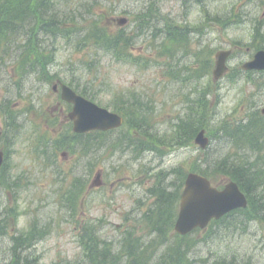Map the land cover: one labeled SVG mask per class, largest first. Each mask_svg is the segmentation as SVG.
<instances>
[{
    "label": "rangeland",
    "instance_id": "1",
    "mask_svg": "<svg viewBox=\"0 0 264 264\" xmlns=\"http://www.w3.org/2000/svg\"><path fill=\"white\" fill-rule=\"evenodd\" d=\"M86 1L90 4L94 2ZM98 2L94 18L110 34L127 28L128 35L135 36L136 27L140 26L141 20L153 18L150 22L154 27L153 33L158 28L161 31L152 36V28H147V35L137 39L136 43L135 54L144 53L147 56V69H140L136 63L117 62L110 53L105 55L103 51H99L97 55L95 47L90 44L77 51L80 43L77 44L74 40V43L69 42L65 38L52 40V33L49 32V36H45L49 39L45 43L48 46L45 51L51 52L49 57H53L51 74L54 76L57 73L55 80L63 77L71 81L76 79L82 86L88 83L90 90L97 94L102 104H108L111 99L116 101L118 94H139L151 115L147 130L155 135L156 141L144 133L146 129L140 130L142 126L132 134L139 132L147 145H153V150L149 153L146 150L138 158L135 149L125 148L119 151L114 147L107 150L103 143L102 148L99 147L96 151L99 152L98 156L92 157L100 159L99 166L95 168L89 186L80 198L82 207L71 213L65 206L61 187L69 185L75 174L85 175L82 165L79 167V154H58V165L67 170L59 175L60 169L40 164L32 152V145L20 138L12 152L8 168L12 175L19 177L22 187L15 192L1 193L4 194L3 203L17 206L15 211L20 212L9 215L8 225L0 233V264H9L12 260L9 245L12 244L14 234L27 230L32 224L46 234L32 248L33 261L38 259L42 264H78L85 257L84 250L95 244L89 232L85 233L87 225H94L97 235L102 239L117 242L122 239V231L128 227L135 230L131 234L133 239L144 234L138 215L147 203H152L148 199V190L165 179L168 182L177 181L178 174L172 173L173 169L181 167L184 170L199 165L213 176L211 179L214 185H224L227 183V170H221L216 163L229 159L241 164L244 160L243 153H251L252 159L264 156V147L259 152H243L232 139L230 141L222 135L218 137L219 129L225 125L234 126L257 112L258 115H264V72L247 74L242 72L241 67L253 53V49L247 47L254 40L251 36L253 29H260L261 36L258 35L256 40L264 47V0H205L203 3L196 0H186L185 3L184 0ZM233 2L237 3L235 9L240 12L239 18H234L237 23L226 26L208 17L209 11L213 15ZM124 18L125 25H120L119 22ZM82 26L87 25L83 23ZM171 29L176 31L169 33L168 30ZM179 30H186V36H180ZM247 33L249 37L243 39ZM222 49H232L234 57L229 61V75L218 81L213 79L211 71L215 68L213 64L216 53ZM97 56L101 59H95ZM26 58L24 52L23 59ZM1 66L6 73L0 74V101L12 104L8 98L17 95L15 100H18L17 88L9 84L8 63H1ZM10 71L13 72L12 69ZM199 74L206 75L200 77ZM238 74L244 77L236 83L234 78ZM11 79L19 81L20 74L12 73ZM37 81L41 83L39 87L25 80L27 88L32 86L41 90L43 86H49L50 92L40 97V91H36L39 98L36 104L29 100V96H23L25 101L20 104L22 111H29L25 120V128L29 131L38 121V115L32 111L34 106L39 111H53L56 107L50 84L44 79ZM19 85L24 89L23 84ZM215 90L220 96L210 94L206 97L208 100L203 113L208 127L206 134L213 137L211 144L202 147L194 142L191 146L174 149L176 140L172 136L176 131L173 127L178 117L186 114L189 96L196 95L199 99ZM5 109L6 105H1L0 129L5 125ZM41 116L50 125L51 131L60 128V123L61 131H64L68 124L65 117L62 121L47 113ZM142 124L144 123L140 120V125ZM132 126L128 128H134ZM151 126L153 128L149 129ZM125 132V128L113 132V140L124 137ZM141 148H144L143 144L140 145ZM62 162H65L64 165ZM234 163L230 164L235 165ZM74 167V172H69ZM97 171L101 172L99 184H95ZM255 226L256 231L252 229L240 233L235 232L237 228L233 222H225L214 229L209 226L194 233L188 240L198 239V264H220V260L229 259L233 255H236L233 261L238 264L245 263L246 258L256 260L257 264H264V220L258 221ZM210 230L212 231L209 233ZM171 236L173 240L176 238L174 233ZM164 250L160 249L159 253Z\"/></svg>",
    "mask_w": 264,
    "mask_h": 264
},
{
    "label": "trees",
    "instance_id": "2",
    "mask_svg": "<svg viewBox=\"0 0 264 264\" xmlns=\"http://www.w3.org/2000/svg\"><path fill=\"white\" fill-rule=\"evenodd\" d=\"M80 2V0H75ZM70 0H0V37L3 36V39L0 40V51L7 55L17 52L20 49H29L30 54H34L37 59H33L34 64L49 62V55L47 54L46 47L44 44L49 40L45 36H49V32L52 33V40H58V38H65L67 41L73 40V35H82L79 31L74 32L76 28L72 27L69 29L68 24H75V20L78 12L84 11L82 16H88L90 13V7L84 9L83 7L74 5H67ZM65 6L71 9L72 13L69 11L66 12ZM75 12V13H74ZM220 16H216L217 19H220ZM226 15L225 17H228ZM146 19V18H144ZM142 19L140 26L136 27L135 36L128 35L126 29L124 28L119 32L110 34L109 30L101 24L97 19H93L88 22V19L84 18V22L90 24L87 27V33L82 37L77 39V44L80 45L77 48V51H80L87 44L93 45L97 50H102L104 53H110L111 56L117 62H127L134 64L142 69H147V56L144 53L135 54L136 52V40L147 34V28H152L150 31L152 36L157 35L161 29L158 28L156 32L153 33V25H149V21ZM83 20V19H82ZM81 27L77 26V29ZM86 28V27H84ZM82 31V30H81ZM176 31V29L168 30ZM257 31H259L257 29ZM179 35L182 37L186 36V31L179 30ZM258 35V32L256 33ZM42 36V39L40 38ZM188 41V40H187ZM97 54V51H95ZM143 52V51H141ZM1 57V54H0ZM96 58V57H95ZM135 65V64H134ZM208 72V70H206ZM179 76V75H178ZM69 84L76 86L73 81H69ZM76 89V88H75ZM77 90L90 99H96V95L91 94L90 91L86 89ZM122 103H116V101L111 100L109 104L114 107L115 110L122 112L127 116L128 123L133 125L136 130L146 129L147 123H150V118H148L147 107H144V101L137 93H131L127 97H120ZM189 102H192L197 105L188 103L186 105V114L178 117L176 125L173 127L176 131L173 139L176 140V145L179 147H187L189 144L193 143L194 138L197 133L202 129L206 128L207 125L204 121L203 113L205 111V106L207 100H205V95L198 100L190 99ZM120 107L121 105H123ZM120 108H119V107ZM153 110V108H152ZM154 112V110H153ZM140 120L144 123L140 125ZM254 125L259 126L258 129H255ZM155 126V125H153ZM149 128H153L152 126ZM219 132H223L224 135L232 137L237 143H245L248 141V144H244L248 147H254L258 142V137H262L263 141L261 146H264V119L262 118L257 124H253L251 121L242 120L235 127L225 125L219 129ZM111 133V132H109ZM90 138H97L100 135L107 134V132H92L88 133ZM258 135V136H257ZM86 136V135H85ZM88 137V135H87ZM155 139V135H151ZM75 142L81 140V135H75ZM258 138V139H257ZM137 140V137L131 138V143L135 147L139 146L140 141ZM241 142V143H240ZM68 140H66V144ZM169 146V145H166ZM148 149V147H146ZM229 161V160H228ZM228 161L218 162L217 166L221 170H227L229 175L236 180L241 188L247 192L248 197L251 201V210L253 211L256 208H259L258 204L260 199L264 195H258L255 183V173H252L245 164H230ZM197 171L201 172L208 177H213L209 174L208 171H202L196 167ZM172 172L178 174V180L170 181L166 183V179L161 181V184H158L155 188L151 189L157 196V201L155 207L147 211V219L154 227L155 231H159L158 235L161 234L163 239L167 234V230L170 229V224L166 221L164 217L170 216L172 221L175 218V212L177 209V204L180 199V195L184 186L186 170L174 169ZM14 179L9 178V182L14 186L17 182L13 181ZM79 183V181H78ZM170 187H173L171 190ZM76 196V190L73 191ZM253 199L257 201V205L253 203ZM170 205V206H169ZM261 207H264V204H261ZM168 210V211H167ZM173 211V212H172ZM250 211V210H249ZM172 212V213H171ZM248 211H235L232 214H239L242 217L249 219ZM258 215H261V212H257ZM1 206H0V217H1ZM171 223V221H170ZM163 228H167L163 230ZM163 230V231H162ZM130 233V232H128ZM38 228L35 230V227L25 235L23 240L22 236H18L14 240V249L13 254L16 256L18 253L19 247H28L34 241L44 237V233L39 234ZM94 240V239H92ZM95 244L88 246L85 249L86 258L83 261H79L78 264H147V259L151 255H147L149 248L145 246L141 241L136 240L133 246L131 245L132 241L128 237L123 239L121 250L118 254H115L116 251L112 246H107L102 242L100 244L99 239L95 238ZM154 244V243H151ZM89 248V249H88ZM188 249H191V246H188ZM235 257L228 259L230 264H238V262L233 261ZM16 259L19 261L20 256H16ZM227 259L224 258L223 263H226ZM18 264H40L39 260L28 261L27 258L24 259L23 263ZM157 264H193V261L188 258V255L185 252L180 251V246L178 242H174L172 252L168 251V254L162 256ZM244 264H249L245 262Z\"/></svg>",
    "mask_w": 264,
    "mask_h": 264
},
{
    "label": "water",
    "instance_id": "3",
    "mask_svg": "<svg viewBox=\"0 0 264 264\" xmlns=\"http://www.w3.org/2000/svg\"><path fill=\"white\" fill-rule=\"evenodd\" d=\"M229 54V51L218 54L217 68L214 73L216 78L221 77L227 70L226 59ZM244 67L246 69H264V51H259L254 60ZM63 97L75 103L72 117L75 120V130L78 132L97 128H113L122 123V118L119 115L87 101L65 85H63ZM201 135L197 141L200 140ZM245 204L246 199L235 183H230L225 190L219 191L211 186L206 177L190 173L183 192L177 230L180 233H186L193 227H204L211 218H220L230 210Z\"/></svg>",
    "mask_w": 264,
    "mask_h": 264
}]
</instances>
